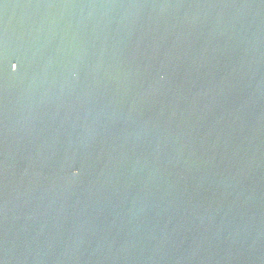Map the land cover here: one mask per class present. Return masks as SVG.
Masks as SVG:
<instances>
[{"label":"water","instance_id":"1","mask_svg":"<svg viewBox=\"0 0 264 264\" xmlns=\"http://www.w3.org/2000/svg\"><path fill=\"white\" fill-rule=\"evenodd\" d=\"M0 264H264V0H0Z\"/></svg>","mask_w":264,"mask_h":264}]
</instances>
